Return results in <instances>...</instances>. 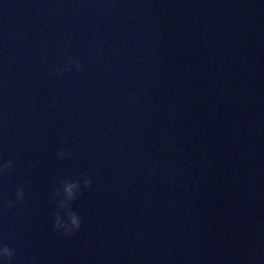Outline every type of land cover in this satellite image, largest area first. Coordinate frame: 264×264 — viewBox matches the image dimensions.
Returning a JSON list of instances; mask_svg holds the SVG:
<instances>
[{"label": "water", "instance_id": "1", "mask_svg": "<svg viewBox=\"0 0 264 264\" xmlns=\"http://www.w3.org/2000/svg\"><path fill=\"white\" fill-rule=\"evenodd\" d=\"M8 160L13 264H264V0H0ZM81 174L64 236L51 193Z\"/></svg>", "mask_w": 264, "mask_h": 264}, {"label": "clouds", "instance_id": "2", "mask_svg": "<svg viewBox=\"0 0 264 264\" xmlns=\"http://www.w3.org/2000/svg\"><path fill=\"white\" fill-rule=\"evenodd\" d=\"M75 70L77 72L82 70L80 60L71 55L67 56L64 64L53 69V71L60 75L65 71ZM59 159L67 158L68 154L64 150H59L56 153ZM12 160L0 162V174L12 166ZM93 178L86 174H81L78 178L70 176L63 177L59 180L57 187L51 193V200L54 205V220L53 228L64 236H72L79 231L82 225V218L79 212L68 211V204L71 201L77 200L81 194L82 189L91 187ZM24 185L16 188L15 199L8 201V206L13 207L16 203L24 198ZM17 249L9 247L7 244L0 241V264H13Z\"/></svg>", "mask_w": 264, "mask_h": 264}]
</instances>
